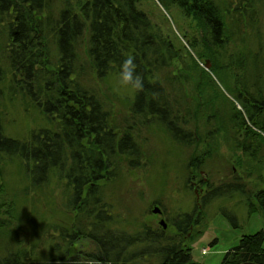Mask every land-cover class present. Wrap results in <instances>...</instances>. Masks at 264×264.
Returning <instances> with one entry per match:
<instances>
[{
  "label": "trees",
  "instance_id": "16d2710c",
  "mask_svg": "<svg viewBox=\"0 0 264 264\" xmlns=\"http://www.w3.org/2000/svg\"><path fill=\"white\" fill-rule=\"evenodd\" d=\"M141 1L85 0L77 7L66 4L57 22H50L43 18L49 0H0V34L5 37L0 51L5 50L2 58L11 70L9 99L16 93L29 97L53 123L52 129L31 130L24 140L8 138L3 134L4 117L0 109V161L2 157L20 160L34 186L45 183L56 173L60 179L64 177L71 188L70 203L76 218L81 215L85 221L90 220L97 209L94 220L88 224L91 231L87 232L84 224L73 222L69 228L71 234L67 236L72 241L86 236L97 243V253L84 254L86 263L126 264L130 258L137 257L127 254L129 247L144 243L158 245L165 241V245L154 250L159 261L150 264H199L192 260L187 244L192 240L187 238L191 225L198 223L193 222L194 215H181L173 224L176 235L165 239L163 230L145 229L130 235L111 229L112 218L101 206V185L113 178L116 162L137 168L142 153L130 128L117 130L99 99L74 77L76 44L84 35L88 42L89 66L99 80L109 76L119 79L120 65L127 57H134L136 71L144 82L143 90L132 88L134 99L130 109L134 115L153 117L158 126L182 146L198 144L190 132L178 125L179 114L173 110V102H176L170 99V93L157 78L161 70L172 66L177 53L158 26L139 9ZM155 1L165 10L174 7L195 22L198 34L184 35L187 45L199 60H209L212 76L239 104L241 109L230 102V108L227 106L222 111L237 131H244L242 142L236 143L241 144V148L258 151L264 142L260 134L264 133V0ZM49 37H53L56 45L58 58L54 64L48 56ZM231 44L235 48L233 53H229ZM188 55L192 58L189 52ZM1 61L0 58V101L6 80ZM192 61L198 67L200 91L204 83L217 87L211 74L193 58ZM219 94L229 101L223 93ZM190 118L194 120L196 114ZM205 155L193 156L189 168H200ZM254 199L250 212H260L264 218V188L255 191ZM66 258L57 259L66 261ZM55 261L58 260L37 262L25 252H15L0 259V264H57ZM244 262L264 264V229L243 235L238 244L225 253L220 264Z\"/></svg>",
  "mask_w": 264,
  "mask_h": 264
},
{
  "label": "rangeland",
  "instance_id": "374dc122",
  "mask_svg": "<svg viewBox=\"0 0 264 264\" xmlns=\"http://www.w3.org/2000/svg\"><path fill=\"white\" fill-rule=\"evenodd\" d=\"M84 1L49 0L43 18L57 22L66 4L77 7ZM138 7L158 26L161 35L170 41L177 53L172 66L161 70L157 78L170 93V99L176 102H173V110L179 114L178 125L190 132L198 144L182 146L158 126L153 117L134 115L130 109L133 89L120 86L119 79L114 76L99 80L93 74L86 54L87 36L84 35L76 44L74 77L99 99L117 130L130 128L142 153L137 168H129L126 162H116L113 178L101 185V206L112 218L111 229L130 235L145 229L163 230L165 239L176 235L173 224L181 215L192 214L194 223L195 220L198 222L191 225L187 234V238L192 239L187 243L192 260L199 264H220L225 253L235 247L243 235L264 229L261 213L249 210L250 204H255V191L264 188V142L258 151L241 148V144L236 143L242 142L244 131H237L222 111L227 106L230 108V102L237 109L241 108L212 76L209 60V67L205 68L206 59L199 60L189 49L184 35L198 34L195 22L182 16L174 7L165 10L155 0H142ZM47 43L48 56L54 64L58 57L53 37H49ZM0 44H5L3 33L0 34ZM234 49L231 44L229 53ZM4 51H0L1 66L6 75L2 84L5 93L0 101L4 136L24 140L31 130L52 129L53 123L45 118L32 99L20 93L9 99L11 70L2 58ZM188 52L201 68L211 74L217 87L212 83H202L204 87L200 91L198 67ZM192 114H196L194 120L190 118ZM245 120L247 122L246 117ZM260 134L264 138V133ZM204 154V164L200 168H189L188 163L193 156L197 158ZM0 168V259L11 253L25 252L37 262L58 260L55 263L91 264L86 263L84 254L97 253V243L86 236L75 241L67 236L71 234L69 228L73 222L84 224L85 230L91 231L88 224L94 220L97 209L90 220L85 221L81 215L74 217L70 203L71 188L58 173L45 183L34 186L28 178L27 168L17 158L2 157ZM191 182L196 184V188H203L199 206ZM155 207L161 210V216L152 213ZM160 220L164 221L166 228L159 224ZM163 245L165 241L158 245L144 243L129 247L127 254L137 257L130 258L126 264L158 262L154 250ZM141 251L144 255H139ZM58 257L67 258L64 261ZM74 258L78 259L74 261Z\"/></svg>",
  "mask_w": 264,
  "mask_h": 264
},
{
  "label": "clouds",
  "instance_id": "9594fccd",
  "mask_svg": "<svg viewBox=\"0 0 264 264\" xmlns=\"http://www.w3.org/2000/svg\"><path fill=\"white\" fill-rule=\"evenodd\" d=\"M137 65L134 57H127L120 65L119 84L122 87H130L137 91L143 90L144 82L142 76L136 71Z\"/></svg>",
  "mask_w": 264,
  "mask_h": 264
},
{
  "label": "water",
  "instance_id": "95a60500",
  "mask_svg": "<svg viewBox=\"0 0 264 264\" xmlns=\"http://www.w3.org/2000/svg\"><path fill=\"white\" fill-rule=\"evenodd\" d=\"M209 67V62L208 60H206L205 62V68H208ZM195 195H196V199L198 200L199 199V195L198 193L195 192ZM152 213L153 214H160L161 211L158 207H155L153 210H152ZM159 224L163 227V228H166V224L164 223L163 220H160ZM241 264H257V263H253V262H244V263H241Z\"/></svg>",
  "mask_w": 264,
  "mask_h": 264
},
{
  "label": "flooded vegetation",
  "instance_id": "af4514ba",
  "mask_svg": "<svg viewBox=\"0 0 264 264\" xmlns=\"http://www.w3.org/2000/svg\"><path fill=\"white\" fill-rule=\"evenodd\" d=\"M191 186L193 187V191H194V194L195 192L198 193L199 195V199L197 200L196 199V202H197V205L199 206V201H200V197H201V194H202V191H203V188H196V184L194 182H191ZM196 197V195H195ZM161 211V210H160ZM162 215V212L160 214H157V216H161ZM192 215V214H191ZM193 222H194V219H193ZM175 229V228H174ZM176 231V230H175Z\"/></svg>",
  "mask_w": 264,
  "mask_h": 264
}]
</instances>
